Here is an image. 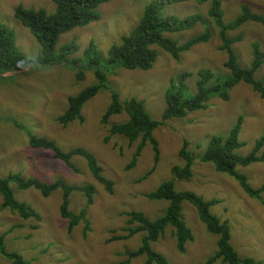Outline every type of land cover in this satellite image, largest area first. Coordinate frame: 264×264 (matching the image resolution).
I'll use <instances>...</instances> for the list:
<instances>
[{
  "label": "rangeland",
  "instance_id": "rangeland-1",
  "mask_svg": "<svg viewBox=\"0 0 264 264\" xmlns=\"http://www.w3.org/2000/svg\"><path fill=\"white\" fill-rule=\"evenodd\" d=\"M150 1L109 0L99 4L98 20L85 26H74L58 36L56 53L65 44L73 42L77 46V50L67 57L68 60L61 64H40L36 59L41 54V46L15 18L14 9L22 5L51 13L55 4L51 0H0V23L12 31L17 49L27 60L21 70L0 73V177L18 173L46 183L60 181L68 186L91 185L93 188L90 205H86L83 191L72 190L68 195L70 212L77 214L85 211L90 230L84 236L82 221L70 232L67 231L68 220L59 213L61 188L43 196L33 187L20 189L14 182L9 183L15 199L31 206L40 218L22 219L15 211L0 208V233H6V249L19 253L27 264L123 262L126 252L138 248L144 233H135L126 239L113 237L126 234V212L141 211L149 220L163 215L168 200L149 199L144 194L172 179L173 166L184 165L185 160L178 154L184 140L193 157L192 176L188 180L174 179L175 189L194 192L206 200L217 199L219 202L210 206V212L221 221H227L230 243L236 253L264 264V202L247 195L233 177L217 172L211 162L199 159L209 139L213 135L226 137L239 116L242 120L238 140L242 145L234 150L236 154L247 155L255 140L264 133V98L250 85L239 82L229 90L227 100L213 97L206 108L190 112L183 118L166 119L157 126L152 135L158 142L159 159L153 169L150 143L141 148L133 162L139 139L130 142L122 134L108 131L109 126L126 120L124 111L111 115L106 123L101 122L112 90L119 93L121 103L134 96L143 102L151 118L160 119L165 108L164 93L171 78L184 71L192 72L186 83L189 85L188 92L194 93L199 68H209L219 78L229 75L224 66L227 53L220 49L219 28L208 15L212 0L170 2L159 8L162 18L174 15L182 19L195 14L202 18L191 28L164 31V37L180 45L206 32V41L182 50L177 58L154 44L152 48L156 51V59L148 70L108 65L110 46L118 44L122 36L135 27ZM217 1L224 23L239 16L243 5L264 17V0ZM226 36L239 37L232 48L241 67H250L253 43H258L264 53V26L260 22L244 21L238 27L227 30ZM90 42L98 55L96 67L105 74V87L83 104L81 122L75 119L62 126L56 118L67 108L68 97L97 82L95 65L84 53ZM72 59L76 62L72 63ZM77 71H81L79 78ZM254 77L264 78V57ZM29 134L54 141L64 152L79 147L92 154L102 169L101 174L112 182V192L109 193L104 185L95 180L83 156L71 157L70 163L76 168L74 171L65 162L54 158L51 150L32 147L28 142ZM263 150L264 146L261 152ZM150 169V173L142 177ZM235 169L246 177L252 188L264 182V159L246 166L236 165ZM1 202L0 195V206ZM181 215L193 234L192 239L186 242L185 250L180 252L176 249L171 226L151 243V247L170 264H202L217 251L219 235L207 229L196 208L188 201L181 203ZM145 260V255L141 254L122 264H144ZM0 264L11 262L0 256ZM212 264L227 263L217 260Z\"/></svg>",
  "mask_w": 264,
  "mask_h": 264
},
{
  "label": "trees",
  "instance_id": "trees-1",
  "mask_svg": "<svg viewBox=\"0 0 264 264\" xmlns=\"http://www.w3.org/2000/svg\"><path fill=\"white\" fill-rule=\"evenodd\" d=\"M51 1L55 4V10L51 13H47L41 8H25L22 5H18L14 9L15 18L29 30L41 46V54L36 59V62L40 64H61L68 60L67 57L77 50V46L71 42L61 46L56 53L55 43L60 33L74 26H85L91 21L98 20L100 17L97 11L98 5L109 0ZM180 1L185 0H151L146 4L135 27L127 35L122 36L118 44L110 46L106 63L108 65L117 64L126 69L148 70L156 59V51L152 48V45H158L169 52L172 57L177 58L179 52L182 50L206 41L208 38L206 32L190 38L180 45L174 40L163 36L164 31H182L191 28L202 20L201 16L197 14L182 19L174 15L164 18L159 15V8L164 3ZM241 11V14L234 20L224 23L219 2L212 0V4L208 9V15L219 28L220 49L227 53L224 66L229 70V75L225 78H219L214 75L211 69L199 68L196 72L198 77L195 80L194 93L188 92L189 85L186 83V80L193 75L192 72L184 71L177 77L171 78L169 87L164 93L165 108L160 119L151 118L143 102L136 97L132 96L121 103L119 93L115 90L111 91L110 103L102 115L101 122L106 123L107 119L113 114L122 111L126 113V120L120 124L109 126L108 131L112 134H122L130 142L139 139L133 162L136 160L141 148L150 143L153 150V166L151 168L153 169L159 159L158 142L152 135L153 130L163 124L166 119L173 117L183 118L190 112L206 108L207 102L213 97L227 100L229 98V90L239 82L247 83L261 98H264V78L256 79L254 77L255 71L264 57V53L259 49L258 43L252 44L250 67H241L236 62L232 48V44L238 41L239 37L229 38L226 36L227 30L234 29L247 20L260 22L264 26V17L262 15L250 11L246 5L241 7ZM84 53L90 56L91 62L95 65L97 82L68 97L67 108L56 118L62 126L67 125L75 119L81 122L82 116L80 111L83 104L93 97L97 91L105 87V74L96 67L98 55L92 42L85 48ZM71 62L75 63L76 60L72 59ZM26 63V58L15 45L12 31L0 23V73L21 70ZM80 76L81 71H77V77L79 78ZM241 120L242 117L239 116L226 137L213 135L209 139L204 152L199 156V159L200 161L211 162L217 172L229 174L238 182L247 195L259 198L263 203L264 182L259 187L252 188L248 184L246 177L236 171L235 166L239 164L246 166L264 159V150L261 152L264 146V133L255 140L252 150L247 155L241 156L236 154L234 150L242 145V142L238 140ZM28 142L32 147L51 150L54 158L65 162L74 171L76 168L70 163L71 157L73 155L83 156L95 180L104 185L109 193L112 192V182L101 174L102 169L94 156L84 149L77 147L64 152L54 141L31 134L28 136ZM258 152L260 153L258 154ZM178 154L185 160V163L182 167H172L171 173L173 178L162 182L154 191L144 194L149 199L168 200V205L163 215L154 220H149L141 211L131 210L126 212L127 226L124 229L126 234L113 237V239H126L135 233H144L142 234L138 248L126 252V259L124 261L143 254L146 257L144 264H151L152 262L156 264H170L162 254L154 251L151 247V243L163 236L168 226H171L172 234L176 240V249L183 252L186 242L190 241L193 237L190 228L186 225L181 215V203L188 201L196 208L199 219L205 223L207 229L211 233L219 235L217 251L202 264H212L217 260L227 264H262L260 260H255L251 257H240L236 253L230 243V228L227 221H221L210 212V206L219 202L217 199L206 200L194 192L178 191L175 189L174 179L188 180L192 176L191 166L193 157L187 150L186 140L183 141ZM151 169L142 177H146ZM10 182H14L20 189L33 187L43 196H48L53 190L61 188L62 195L59 213L61 217L68 220L67 231L70 232L79 221L84 223V236L90 230L84 210H81L77 214L68 210V195L72 190L83 191L86 195V205H90L93 202V188L91 185L68 186L60 181L46 183L36 177H22L18 173H9L5 177H0V195L2 201L0 208L13 210L22 219L34 217L35 220H40L38 213L28 204L15 199L9 186ZM5 234V232L0 233V256L9 259L11 264H27L19 253L7 251L4 242ZM124 261L119 264L124 263Z\"/></svg>",
  "mask_w": 264,
  "mask_h": 264
}]
</instances>
